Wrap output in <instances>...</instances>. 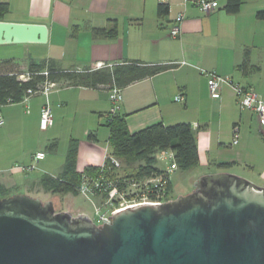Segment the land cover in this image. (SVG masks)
Segmentation results:
<instances>
[{"label": "crops", "instance_id": "obj_1", "mask_svg": "<svg viewBox=\"0 0 264 264\" xmlns=\"http://www.w3.org/2000/svg\"><path fill=\"white\" fill-rule=\"evenodd\" d=\"M215 1L216 8L206 13L197 0H0L10 8L3 20L43 23L49 28L47 43L18 44L26 55L39 53L29 59L51 58L65 69L94 68L98 63L112 67L134 60L170 64L160 73L121 88L118 113L127 114L128 129L135 132L158 122L190 123L201 167L193 182L205 173L228 171L264 186V124L253 110L239 107L233 88L224 86L221 96L213 97L202 72L230 75L264 98V16L260 15L264 0H242L236 13L225 10L227 0ZM160 4L169 6L164 17L158 16ZM180 14L182 32L172 37L170 28ZM114 26L117 36H94V29ZM74 27L78 28L76 34H72ZM14 45L0 44V50ZM246 51L249 65L258 66L257 70L238 68ZM9 53L8 58L1 53L0 60L16 57ZM27 62H20L21 67L26 68ZM109 91L107 87L59 86L48 95L37 93L26 102L2 106L5 124L0 127V183L11 194H28L31 189L43 192L37 181L45 172H60L71 138L80 143L78 170L101 165L110 146ZM178 94L185 99L176 100ZM47 102L53 123L42 129L41 108ZM235 124L240 126L236 144ZM53 141L57 146L50 148ZM37 151L46 153L35 168L41 174L32 172L34 169L12 168L16 162L31 164ZM221 162L235 164L221 169L217 166ZM172 185L171 180L173 196Z\"/></svg>", "mask_w": 264, "mask_h": 264}, {"label": "water", "instance_id": "obj_2", "mask_svg": "<svg viewBox=\"0 0 264 264\" xmlns=\"http://www.w3.org/2000/svg\"><path fill=\"white\" fill-rule=\"evenodd\" d=\"M43 23L0 20V44L48 42ZM96 223L27 193L0 197V264H264V186L236 173L200 175L163 203Z\"/></svg>", "mask_w": 264, "mask_h": 264}, {"label": "trees", "instance_id": "obj_3", "mask_svg": "<svg viewBox=\"0 0 264 264\" xmlns=\"http://www.w3.org/2000/svg\"><path fill=\"white\" fill-rule=\"evenodd\" d=\"M242 0H227L225 10L229 13L239 11ZM10 8L8 3L0 2V20H3ZM169 12L167 4H160L158 16L164 17ZM264 16V12L260 13ZM78 28L74 27L72 34H76ZM117 26L111 29H94L95 37L117 36ZM170 64L146 63L138 60L117 63L112 67L94 69L85 67L82 69H65L59 67L54 59L35 60L29 59L26 68H22L20 62L15 59L0 60V110L10 103L23 101L28 89L38 90L46 80L55 81L63 86H85L91 88L107 87L114 85L124 88L129 84L153 76L168 68ZM241 70H257L258 66L249 65L248 51L243 62L238 66ZM44 71H48L46 75ZM21 74H27L28 78L21 79ZM127 114L116 113L109 115L107 125L110 128L109 145L114 156L122 161V173L129 177H144L156 175L161 172L159 154L166 150L176 153V161L180 171H190L198 167L200 154L190 123L181 122L164 125L162 122L146 126L138 131L131 132L126 122ZM79 140L71 138L66 154L65 162L56 175L45 172L37 181V187L45 192L53 194L78 195V186L83 171L78 170ZM57 146L53 141L50 148ZM234 162H221L217 166L227 169ZM99 166L89 165L86 171H95ZM84 170V171H85ZM171 190V182L169 184ZM11 195V191L0 183V197Z\"/></svg>", "mask_w": 264, "mask_h": 264}, {"label": "built area", "instance_id": "obj_4", "mask_svg": "<svg viewBox=\"0 0 264 264\" xmlns=\"http://www.w3.org/2000/svg\"><path fill=\"white\" fill-rule=\"evenodd\" d=\"M199 7L206 13L216 8L215 0H197ZM183 15H178L175 24L170 28V35L178 37L182 32ZM102 63H98L94 68H101ZM207 77L208 87L213 97L221 96L224 86H229L235 91L238 105L241 109L253 110L261 124H264V98L253 88L242 85L234 81L230 75H224L214 70H203ZM47 75L48 71H44ZM21 79H27L26 74L20 75ZM60 84L55 81L46 80L41 84L38 90L28 89L23 101L26 102L30 96L37 93L48 95L49 92ZM109 98L112 104L110 116L118 113L121 109L122 89L114 85L110 88ZM176 100H184L183 94H178ZM53 123V115L50 104L47 102L41 108L40 127L48 128ZM5 124V119L0 110V127ZM240 126L235 124L233 127V143L239 141ZM46 156L44 151H37L33 155V161L29 165L15 164L12 168L29 171L36 168L37 162ZM159 161H165L166 166L156 175L144 177H129L123 174L122 161L114 156L110 148L106 149L104 161L95 171H83L81 181L77 188L78 194L87 198H99V203L95 207V213L98 216V224H103L104 219L109 220L113 212L124 207L144 202L163 203L174 199L169 189V184L173 174L179 170L176 161V153L173 150H166L159 154Z\"/></svg>", "mask_w": 264, "mask_h": 264}, {"label": "rangeland", "instance_id": "obj_5", "mask_svg": "<svg viewBox=\"0 0 264 264\" xmlns=\"http://www.w3.org/2000/svg\"><path fill=\"white\" fill-rule=\"evenodd\" d=\"M14 45V44H13ZM13 52L14 55L16 56L15 59H17L19 62H26L28 61L29 57H33L34 54H39V53H31L33 55H26L24 53H22L23 51V47L22 46H18V44L12 46V48H2V50H0V54L4 53V55H6V57L8 58V54H10L9 52ZM38 51V50H37ZM35 57V56H34ZM10 58V57H9ZM27 75V74H26ZM28 76V75H27ZM70 121L67 122V124H69ZM110 148V146H108ZM111 150V148H110ZM20 163V162H18ZM16 162V164H18ZM22 164V163H21ZM24 165V164H23ZM159 165L161 168L166 166V162L165 161H159ZM37 168V167H36ZM200 166L196 167L190 171H180L177 170L173 176H172V183H173V197L176 198L178 197V195L180 194H186L190 191H192L194 189V183L192 181V177L199 175L200 172ZM36 172L38 175L41 174L40 171L38 172L37 169L32 170V172ZM199 177V176H198ZM198 179V178H197ZM30 195L32 196H36L38 198H41L44 201L47 200H52L55 204V207L58 211L63 210V211H68L70 213H72L73 215H79L80 213L82 214H86L89 217H91L94 221L98 222V216L95 213V207L98 205L99 203V199H90L87 198L85 196H82L80 194L78 195H74V194H53L50 192H39L37 191V189H31L29 191ZM22 193V192H19ZM15 194V193H13Z\"/></svg>", "mask_w": 264, "mask_h": 264}]
</instances>
